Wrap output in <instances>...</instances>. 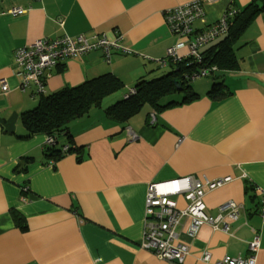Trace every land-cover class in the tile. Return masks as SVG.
I'll return each mask as SVG.
<instances>
[{
  "label": "crops",
  "instance_id": "1",
  "mask_svg": "<svg viewBox=\"0 0 264 264\" xmlns=\"http://www.w3.org/2000/svg\"><path fill=\"white\" fill-rule=\"evenodd\" d=\"M189 1L0 0V264H177L141 248L140 240L148 185L182 176L230 178L214 190L203 188L207 213L215 214L227 200L242 206L236 220L225 219L226 231L205 224L193 238L187 235L190 219L182 218L177 241L189 245L183 264L247 255L242 236L249 227L260 231L256 264H264L259 216L264 188V11L233 43L238 67L214 70L230 91L223 98L208 96L211 78L194 85L197 96L191 100L180 102L183 94L172 93L159 100L160 107L144 104L122 123L108 119L101 107L92 108L70 123V140L60 136L55 145L79 148L80 159L74 150L54 159L45 135L25 137L21 123V114L34 108L42 94L110 72L123 87L102 99L108 105L139 79L167 73L170 63L159 60L178 37L166 24L164 11ZM249 1L207 2L203 19L194 27L202 29L229 5L240 10ZM13 7L26 10L12 15ZM66 34H106L118 38L126 51L112 49L108 59L101 49L65 58L48 71L43 93L33 86L23 88L15 50ZM23 186L28 188L23 191ZM174 198L178 207L186 206L182 196ZM11 211L22 216L26 230L19 229ZM204 251L210 255L208 262L201 259Z\"/></svg>",
  "mask_w": 264,
  "mask_h": 264
},
{
  "label": "built area",
  "instance_id": "2",
  "mask_svg": "<svg viewBox=\"0 0 264 264\" xmlns=\"http://www.w3.org/2000/svg\"><path fill=\"white\" fill-rule=\"evenodd\" d=\"M213 0H191L174 8L164 11V19L170 31L177 35L178 41L166 49V55L160 59L162 65L175 63L187 57H193L200 61L202 54L200 48L212 43L222 36L227 30L226 18L235 13V9L228 7L227 10L203 30H197L194 23L202 20L205 11L204 5ZM25 8L13 7L9 9L12 15H19L25 12ZM118 38H109L106 34L85 35H62L52 39L41 38L33 43L22 46L15 50L16 73L21 79V86H33L36 91L44 92V80L48 71L55 67L60 60L75 57L92 50L101 49L105 58L110 57L112 49L126 51L118 45ZM183 50L181 53L180 51ZM215 66L202 68L198 73L189 76L194 79L198 76L212 74ZM2 90L6 91L8 86L5 80L1 81ZM135 92L131 88L124 95L129 96ZM44 144L52 147L56 144L55 136L45 135ZM69 145L61 147V153L69 151ZM229 177L217 180L197 179L194 176H182L170 180L151 183L148 185L144 202V225L140 240L141 248L152 253L156 257L183 264L189 255V245L178 240L177 226L182 218H189L190 223L187 235L195 237L199 228L205 224L210 225L214 230L228 229L225 219L236 220L239 217L242 206L234 200H227L218 206L215 214L206 212V205L203 200L204 187L214 190L226 182ZM261 202L259 216L264 224V188H260ZM175 196H182L186 201L184 208L178 207ZM246 242L248 254L245 256L226 255L212 264H256L257 252L260 246V231L249 227L242 236ZM210 255L204 251L201 259L208 262Z\"/></svg>",
  "mask_w": 264,
  "mask_h": 264
},
{
  "label": "trees",
  "instance_id": "3",
  "mask_svg": "<svg viewBox=\"0 0 264 264\" xmlns=\"http://www.w3.org/2000/svg\"><path fill=\"white\" fill-rule=\"evenodd\" d=\"M229 6L235 9L233 4ZM263 11L264 6H261L260 0H250L240 10L235 9V13L226 18V32L215 42L200 48L202 54L200 61L194 60L193 57H187L170 63L167 73L150 80L139 79L134 85V93L127 97L122 96L121 99H116L106 106H101L102 99L123 87L122 81L110 72L87 79L73 87L40 95L37 105L21 114V123L26 130L25 137L42 133L55 136L56 143L60 136L70 140V123L86 117L89 111L96 107H101L108 119L122 123L136 114L144 104H150L155 108L160 107L159 100L166 95L181 92L183 95L180 102L191 100L197 94L191 90L189 82L193 79L189 76L198 73L202 68L211 66H215L217 70L236 69L238 62L234 54L233 43L253 19ZM211 24L205 25L199 30L204 31ZM214 72L216 71H213L211 75H214ZM218 77V74L214 77L211 76L213 79L207 91L208 96L214 99L223 98L230 93L226 84ZM175 78L178 79L177 83L173 81ZM178 84H180V89L177 88ZM172 103L173 101L166 105ZM55 145L48 148H50L49 155L57 159L62 155L60 149L63 145L57 149H55ZM69 148L70 151L77 152V159L81 158L79 148L70 146ZM27 188L28 186H23V191ZM11 214L19 229L26 230L27 225L22 216L16 211H11Z\"/></svg>",
  "mask_w": 264,
  "mask_h": 264
},
{
  "label": "rangeland",
  "instance_id": "4",
  "mask_svg": "<svg viewBox=\"0 0 264 264\" xmlns=\"http://www.w3.org/2000/svg\"><path fill=\"white\" fill-rule=\"evenodd\" d=\"M168 69H165L164 71H167ZM210 80H211V76H198V77H196L195 79H193V80H191L189 83H190V85H191V90L192 89H194L195 87H194V85H196V83H201V82H210ZM193 91V90H192ZM171 95H175V94H169V95H166V97L165 98H167V96L169 97V96H171ZM164 98V100H166ZM106 102H107V100H106ZM101 104H103V105H106L104 102H102L101 101Z\"/></svg>",
  "mask_w": 264,
  "mask_h": 264
},
{
  "label": "water",
  "instance_id": "5",
  "mask_svg": "<svg viewBox=\"0 0 264 264\" xmlns=\"http://www.w3.org/2000/svg\"><path fill=\"white\" fill-rule=\"evenodd\" d=\"M261 6H264V0H260ZM174 83H177L178 79H173ZM177 88L180 89V84L177 85Z\"/></svg>",
  "mask_w": 264,
  "mask_h": 264
}]
</instances>
